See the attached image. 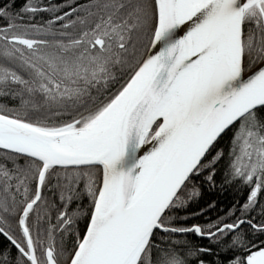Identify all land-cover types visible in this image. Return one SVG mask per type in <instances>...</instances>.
<instances>
[{"label": "snow or ice", "instance_id": "snow-or-ice-1", "mask_svg": "<svg viewBox=\"0 0 264 264\" xmlns=\"http://www.w3.org/2000/svg\"><path fill=\"white\" fill-rule=\"evenodd\" d=\"M15 5L0 2V264H264V0ZM221 166L243 199L187 224Z\"/></svg>", "mask_w": 264, "mask_h": 264}, {"label": "trees", "instance_id": "trees-1", "mask_svg": "<svg viewBox=\"0 0 264 264\" xmlns=\"http://www.w3.org/2000/svg\"><path fill=\"white\" fill-rule=\"evenodd\" d=\"M0 2H2V0H0ZM23 3L24 0H16L15 7L18 9ZM226 142L227 138L222 146L226 147ZM222 172L223 167L221 166L217 171V184L215 187H211L203 180V178L196 181V184L199 187L200 196L184 210V213L200 212V210L203 209L204 215L191 217L186 221L187 224L203 223L206 220H215L218 216H224V214L232 208L238 200L243 199L242 194L239 193L237 189L227 186L221 187V181L223 179ZM213 203L215 204V207L209 208V205ZM187 239L193 243L205 246L209 243L207 240H201L194 235H189ZM206 259L210 260L212 257H206Z\"/></svg>", "mask_w": 264, "mask_h": 264}]
</instances>
